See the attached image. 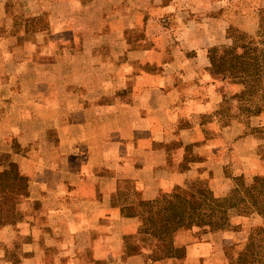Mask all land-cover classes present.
Instances as JSON below:
<instances>
[{
	"label": "crops",
	"instance_id": "crops-1",
	"mask_svg": "<svg viewBox=\"0 0 264 264\" xmlns=\"http://www.w3.org/2000/svg\"><path fill=\"white\" fill-rule=\"evenodd\" d=\"M235 2L0 0V264H237L262 214L173 245L141 214L264 175L260 135L223 111L244 87L209 58Z\"/></svg>",
	"mask_w": 264,
	"mask_h": 264
},
{
	"label": "trees",
	"instance_id": "trees-1",
	"mask_svg": "<svg viewBox=\"0 0 264 264\" xmlns=\"http://www.w3.org/2000/svg\"><path fill=\"white\" fill-rule=\"evenodd\" d=\"M250 17L253 18L252 21L249 20ZM245 22L257 24V27H251L252 30L256 28L255 31L247 33L239 28L234 33L228 31V38L231 40L228 48L219 52L217 47H212L209 58L212 67L223 80L229 79L232 83L243 85L246 95L253 97L264 92V9L252 6L250 12L245 15ZM19 179L23 181V177ZM254 179L255 182L249 187L246 186V189L253 188L256 191V183L264 181V176ZM188 191L191 192L189 197L184 193L183 197L169 198L164 195L142 208L141 214L145 217L144 229L161 241L173 245L172 235L177 228L220 224V220L215 219L217 216L215 212L217 213L219 208L215 212L204 209L207 200L206 188L195 184ZM260 231L264 232V228H260ZM163 252L164 250L161 249V253ZM253 262L247 254L241 253L237 264H253Z\"/></svg>",
	"mask_w": 264,
	"mask_h": 264
},
{
	"label": "rangeland",
	"instance_id": "rangeland-1",
	"mask_svg": "<svg viewBox=\"0 0 264 264\" xmlns=\"http://www.w3.org/2000/svg\"><path fill=\"white\" fill-rule=\"evenodd\" d=\"M258 2L259 0H236L235 6L242 7L241 4H243V10L241 12V10L236 9L237 18L231 19L228 31L234 33L237 28H239L247 33H253L256 28L252 30L251 27H257V24L255 25L253 23L250 24L245 22V15L250 12L252 6L257 7L259 4ZM252 19L253 18L250 17L249 20L252 21ZM228 31L224 37L212 46L217 47L219 52L225 51L231 43V40L228 38ZM212 72L215 77L222 79V76L216 73L215 69H213ZM225 81L232 83L229 79H226ZM237 97H230L225 102L223 111L227 115L226 119L231 120L233 117L243 119L248 124L249 130L256 129V132L260 135L257 137L262 143L259 147V151L264 157V92H260L253 97H248L244 89ZM259 115H261L260 122H257L256 119ZM5 175L15 177L16 180L19 179L16 168L13 166L9 167V170ZM263 176L264 175H259L254 178H260ZM254 178L248 183L244 180V177H236L235 185L230 188L231 190L228 193V196L220 198L219 201L209 199L208 197L206 204H204V209H213L217 211V208H219L217 213L215 212L217 215L215 219L220 220V225L223 226L231 224V218L237 214L249 216L253 212H256L262 214L264 217V181H258L256 183V191H254L253 188H251V190L245 188L255 182ZM18 183L23 187V182L18 181ZM193 186L194 185L191 187ZM183 193L190 194L191 192L188 191V189H183ZM262 227L264 228V224L253 229L248 242L242 251V253L247 254L250 259H253V264H264V232L260 231V228Z\"/></svg>",
	"mask_w": 264,
	"mask_h": 264
}]
</instances>
